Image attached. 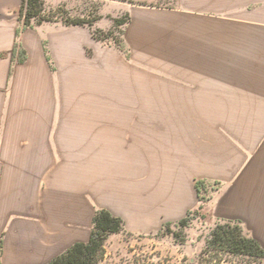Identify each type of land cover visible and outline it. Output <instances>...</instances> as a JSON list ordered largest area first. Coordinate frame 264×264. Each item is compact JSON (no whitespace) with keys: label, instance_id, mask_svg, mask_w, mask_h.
Listing matches in <instances>:
<instances>
[{"label":"crops","instance_id":"1","mask_svg":"<svg viewBox=\"0 0 264 264\" xmlns=\"http://www.w3.org/2000/svg\"><path fill=\"white\" fill-rule=\"evenodd\" d=\"M21 4L0 0V264H49L101 210L139 236L202 205L264 248V0L133 6L122 49L41 24L13 63Z\"/></svg>","mask_w":264,"mask_h":264},{"label":"rangeland","instance_id":"2","mask_svg":"<svg viewBox=\"0 0 264 264\" xmlns=\"http://www.w3.org/2000/svg\"><path fill=\"white\" fill-rule=\"evenodd\" d=\"M44 2L47 16H57L59 20L67 17L87 19L95 22V29H100L105 34L112 32L111 38L103 43L114 46H117L116 41L122 42L124 31V27L116 26L115 21L125 20L133 6L169 8L177 5V0H44ZM15 19L20 21L18 10L15 11ZM213 188L215 187L210 185L209 192L205 194L207 198L213 196ZM218 224L220 223L215 221L209 212L197 210L192 212L186 227H173V234L162 232L137 236L126 231L117 235L112 234L105 241L106 254L99 264H264V258L235 256L215 250L201 258Z\"/></svg>","mask_w":264,"mask_h":264},{"label":"trees","instance_id":"3","mask_svg":"<svg viewBox=\"0 0 264 264\" xmlns=\"http://www.w3.org/2000/svg\"><path fill=\"white\" fill-rule=\"evenodd\" d=\"M19 16L22 23L16 32L17 41L15 42L13 50V63H24L26 61V53L22 50L20 44L22 31L34 28L41 24L54 23L60 19L57 16H47L44 0H22ZM62 20L67 26H87L91 28L94 38L99 42L103 43L111 38L112 32L105 34L100 29H95L94 21L72 17L62 18ZM129 22V15L125 20L117 19L115 21L116 26L119 27H125ZM116 43L117 46L123 48V40L122 42L116 41ZM197 189L201 203L204 204L208 200H211L212 197L207 198V196H205L210 189V185L207 182L199 181L197 183ZM212 190L216 191L217 188L215 187ZM202 208L203 206L201 205L199 210H202ZM191 215L192 213L190 212L185 219H182L176 224H165L160 233L164 232L173 234V227H186ZM124 231L125 224L122 219L116 218L108 210H101L94 219V229L89 242L74 245L66 254L54 259L49 264H99L106 254L105 241L108 236L112 234L117 235ZM212 250L225 252L235 256L264 258V248L261 244L255 239L248 238L241 226L229 222L220 223L216 226L212 233V239L208 241L207 247L203 251L201 258H204L206 254L210 253Z\"/></svg>","mask_w":264,"mask_h":264}]
</instances>
